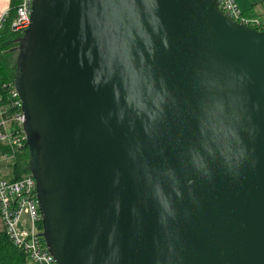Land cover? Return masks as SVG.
<instances>
[{
  "label": "water",
  "instance_id": "water-1",
  "mask_svg": "<svg viewBox=\"0 0 264 264\" xmlns=\"http://www.w3.org/2000/svg\"><path fill=\"white\" fill-rule=\"evenodd\" d=\"M23 34L55 264H264V28L217 0H32Z\"/></svg>",
  "mask_w": 264,
  "mask_h": 264
},
{
  "label": "built area",
  "instance_id": "built-area-1",
  "mask_svg": "<svg viewBox=\"0 0 264 264\" xmlns=\"http://www.w3.org/2000/svg\"><path fill=\"white\" fill-rule=\"evenodd\" d=\"M32 0H18L15 6V18L10 24L13 31H23L29 24V14ZM218 8L231 20L258 30L264 27V18L246 16L238 8L234 0H217ZM4 17H0V25ZM9 94L14 98L12 106L15 112L9 116H2L0 109V140L8 143L17 141L6 130L8 125L15 124L16 132H23V113L17 92L9 85ZM1 159H9L7 156ZM0 222L2 230L16 246L27 255L31 264H55L51 254L45 247L41 235V220L35 194V181L31 175L15 180L0 178Z\"/></svg>",
  "mask_w": 264,
  "mask_h": 264
},
{
  "label": "trees",
  "instance_id": "trees-1",
  "mask_svg": "<svg viewBox=\"0 0 264 264\" xmlns=\"http://www.w3.org/2000/svg\"><path fill=\"white\" fill-rule=\"evenodd\" d=\"M17 3L18 0H10L9 9L0 25V109H3L2 116H9L16 110L12 106L14 98L9 94L7 85L16 91L14 84L17 81L19 68L18 55L24 37L23 31H13L10 27L15 18ZM251 17L259 18V16ZM15 128L16 125L12 123L8 125L6 130L13 138L17 136V141L8 143L6 140H0V157H9V159L0 160V178L7 180H15L31 175L32 150L30 143L24 130L18 135ZM3 130L0 126V132ZM40 227L42 229L41 224ZM0 264H30L24 251L13 244L3 230L0 231Z\"/></svg>",
  "mask_w": 264,
  "mask_h": 264
},
{
  "label": "crops",
  "instance_id": "crops-1",
  "mask_svg": "<svg viewBox=\"0 0 264 264\" xmlns=\"http://www.w3.org/2000/svg\"><path fill=\"white\" fill-rule=\"evenodd\" d=\"M238 8L247 16L264 18V0H234ZM10 0H0V17H4L9 9ZM2 224L0 222V231ZM31 264V263H30Z\"/></svg>",
  "mask_w": 264,
  "mask_h": 264
}]
</instances>
